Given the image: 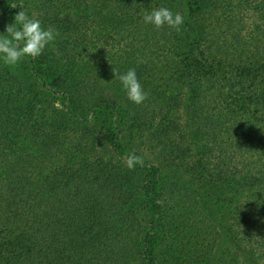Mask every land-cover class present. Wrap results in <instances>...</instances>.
Instances as JSON below:
<instances>
[{
  "label": "trees",
  "instance_id": "obj_1",
  "mask_svg": "<svg viewBox=\"0 0 264 264\" xmlns=\"http://www.w3.org/2000/svg\"><path fill=\"white\" fill-rule=\"evenodd\" d=\"M20 4L59 35L0 63V264H264V0H0V32Z\"/></svg>",
  "mask_w": 264,
  "mask_h": 264
},
{
  "label": "clouds",
  "instance_id": "obj_2",
  "mask_svg": "<svg viewBox=\"0 0 264 264\" xmlns=\"http://www.w3.org/2000/svg\"><path fill=\"white\" fill-rule=\"evenodd\" d=\"M20 10L14 14V20L6 24L4 31L0 32V63L15 68L27 57H38L45 53L49 46L59 35L52 27H45L35 13L30 14L29 9L20 4ZM17 5L12 4L15 8ZM142 19L145 25H152L159 29L164 26L180 31L184 18L179 12H173L167 6L152 7L144 11ZM121 90L127 99L137 105L148 98V92L140 82L135 68L124 72H114ZM141 157L130 152L124 159L125 165L132 169L141 163Z\"/></svg>",
  "mask_w": 264,
  "mask_h": 264
},
{
  "label": "rangeland",
  "instance_id": "obj_3",
  "mask_svg": "<svg viewBox=\"0 0 264 264\" xmlns=\"http://www.w3.org/2000/svg\"><path fill=\"white\" fill-rule=\"evenodd\" d=\"M51 101L57 106L61 107V100L58 99V97H51ZM229 245L228 238L225 234L221 235L219 240L217 241V248L224 249Z\"/></svg>",
  "mask_w": 264,
  "mask_h": 264
}]
</instances>
